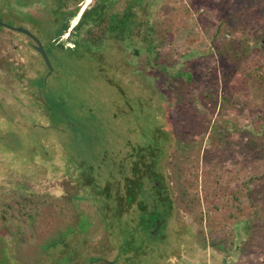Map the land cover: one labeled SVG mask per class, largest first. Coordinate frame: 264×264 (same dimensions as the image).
Segmentation results:
<instances>
[{
	"label": "rangeland",
	"instance_id": "rangeland-1",
	"mask_svg": "<svg viewBox=\"0 0 264 264\" xmlns=\"http://www.w3.org/2000/svg\"><path fill=\"white\" fill-rule=\"evenodd\" d=\"M88 1L68 20L57 37L60 44L50 46L48 37L64 20L59 0H0V14L6 10L11 17L7 23L36 34L54 68L49 74L26 34L0 26V55L25 69L22 83L15 71L0 69V207L8 204L15 217L7 223L9 242L33 252L32 240L42 246L48 237L74 240L78 229L87 231L80 236L85 247L104 239L114 246L131 240L130 264H264V254L248 255L234 244L235 222L250 213L246 190L241 212L231 197L214 192L239 190L249 178L255 187L264 183V152L252 155L248 149L249 127L264 134V79L253 74L257 66L264 75V54L253 50L227 80L235 53L244 51L245 40L254 47L262 29L240 14L248 0H164V29L171 32L161 45L162 61L194 68L195 81L184 93L196 114L191 124L182 119L184 133L168 157V172L176 202L179 188L200 202L193 211L180 203L162 226V237L137 225L133 205L116 215V197L123 196L130 155L167 148L158 130L174 117V98L185 80L166 81L151 67L152 59L145 53L134 57L124 42L77 46L73 28ZM258 141L264 146V135ZM85 172L94 177L93 185H80ZM33 198L40 201L41 215L22 224ZM50 198H56L54 205Z\"/></svg>",
	"mask_w": 264,
	"mask_h": 264
},
{
	"label": "trees",
	"instance_id": "trees-1",
	"mask_svg": "<svg viewBox=\"0 0 264 264\" xmlns=\"http://www.w3.org/2000/svg\"><path fill=\"white\" fill-rule=\"evenodd\" d=\"M70 2L74 4L73 8L66 9L65 4L70 5ZM80 2L82 0H59L57 12L63 14L64 20L63 22H58L56 28L54 27L55 36H47L51 39L49 41L51 42L49 44L50 46L55 45L52 39L60 36L68 28V20L77 13L79 10L78 3ZM89 2L91 3L82 12L74 27L75 34H77V38L74 41H77V46L80 42H86L89 45L95 46H101L109 40L124 42L126 47L132 50L134 57H139L145 53L148 60L152 59L153 64H149V66L158 67L159 72H161L162 77L166 81L181 82L185 80L184 83H181L174 98V117L169 119L159 131L160 134H164V142L167 144V148L165 149L164 146V150H167L169 157L175 145L179 143V137L184 133L182 119H185L187 123L191 124L193 123L192 119L194 116L196 117V114L193 113L191 108V102L184 93L187 84H193L195 81V75L192 66H177L171 61H165L164 63L162 61L161 45L164 43L165 37L171 32L164 29V20L162 17L164 0H89L87 3ZM240 12L244 20H252V23H258L262 29L257 35L258 40L254 47L250 43L247 44L246 40L242 45L244 51H237L238 46L234 45L237 52L232 63L235 68L230 72L227 79L228 82L232 78L236 66L240 67L239 64L245 59L250 58L253 50L264 54V0H248L244 3ZM255 69L253 70L254 76L258 80L264 79V75L259 73V68L256 66ZM208 98L206 97L204 100L210 101L211 97ZM259 128L257 130V127H249L250 140L248 149L252 155H260L264 152V146L258 141L259 138H263L264 134ZM173 178L175 181L176 177L173 176ZM253 184L254 180L249 178L241 183L239 190L228 192L227 190L217 189L214 192L217 195L231 197L237 205L239 212H241V198L244 190H246L245 192L250 204V213L247 219L235 222V227L239 234L237 235L238 241L234 244L235 248L242 250V252L248 255L254 254L255 252L260 255L264 254V183L259 187H255ZM179 190H181L180 202H176V205L180 206V203H185L186 207L190 211H193L196 202H200V200L195 194L190 198L189 193H187V188L184 190L179 188ZM176 192V187L174 186V197ZM107 206L110 205L107 204ZM171 215L173 216L174 212ZM63 238L61 237V239ZM9 255L12 257L11 253ZM11 261H14V264H20V262H17L16 254L13 255Z\"/></svg>",
	"mask_w": 264,
	"mask_h": 264
},
{
	"label": "flooded vegetation",
	"instance_id": "flooded-vegetation-1",
	"mask_svg": "<svg viewBox=\"0 0 264 264\" xmlns=\"http://www.w3.org/2000/svg\"><path fill=\"white\" fill-rule=\"evenodd\" d=\"M79 4L80 3H78V6ZM65 5L66 9L71 8L70 5ZM9 18H11L10 14H8L6 10H3L0 14V26L9 28L6 26V24H8L7 20ZM28 37L30 38L31 46L34 50L37 51L36 41L30 36ZM57 37H54L55 39H53L52 41L56 45H59L60 42L56 41ZM72 40L74 41L75 39ZM70 44V42H67L66 46L68 47ZM61 46H64V43H61ZM39 55L41 56L40 53ZM12 62L13 59L8 57L7 54L2 53L0 55V69H6L11 73L15 71V73L17 74L15 80L19 81L18 83L24 82L25 69L22 65V62L17 61L16 64H12ZM163 127L164 126H162L160 129H162ZM160 129L158 130V135L161 139L164 140V134H160ZM144 150L145 148L141 147V151ZM164 158H166L165 161ZM167 164V150H162L158 147H154L152 150H147L144 153L140 152L139 154L134 153L130 155L129 174L124 175L122 182V185L125 186V190L123 192V196L120 195L116 197L118 202L117 208L115 209L116 215L120 216L122 215V211L127 210L125 208V205H128L130 207L132 205L135 206V209L137 210L135 213L137 215V225L143 226V228H148L151 234L159 237L163 236V233L161 231L162 226H164V224L168 222V219L172 217V212L177 209L176 199L173 196L174 183L171 180V175L168 172L169 169ZM15 184H17V189H23V187L19 185V183ZM93 184L94 177L87 172L83 173L80 185ZM111 184L112 183H106L104 186L105 188L110 189ZM126 197L128 198L127 200H125ZM36 198H33V200L30 201L33 203L32 212L28 211L29 213L26 212L21 214L20 221H22V224L25 218L30 219L32 222H36L37 217H40V201H38ZM83 199L85 198H82V200ZM2 200L3 199H0V201ZM53 200H56V198H50L49 201L52 202ZM2 206V208L0 207V228H2L0 229L2 243L0 246V264H8L12 262L11 259L15 254L17 255V262H20V264H24V261L27 262V264H121V262L122 264H130L132 261L131 247L133 243H130L131 240L123 239L124 241H122L119 246H114L110 244V242L109 244L105 245L106 239H104L103 241H96V243H94L95 245L93 244L91 246L85 247L84 245H82L83 242L82 239H80V236L82 235V232L84 233L87 231L78 229L75 233L77 234V239L74 240L72 239V237L69 239L64 237L63 239L59 238L57 240L48 237L47 241L43 243V246V241L38 239L35 241L32 240V244H34L33 247L35 248L34 250L32 249L33 252H29L27 248L24 247L25 245H20L19 242H14L15 240L13 239V236H11V240H14L13 242L15 244L9 242V229L7 223L14 220L15 217H13L12 214L9 215L10 209L8 208V204ZM24 206L25 205H23V207ZM104 209L110 212L112 210V207L105 204ZM43 217H45L44 214ZM17 220L19 221V218L16 219V221ZM132 221H134V219H132ZM14 224L18 225L17 222H14ZM108 241H110V239ZM29 243H31V241L27 242V244ZM7 244L11 245L10 250H6L8 247ZM96 246L101 248L99 249V253L94 254L93 252L98 251V247L96 248ZM23 249L26 253L31 254V256H24ZM9 253L12 254V257H10Z\"/></svg>",
	"mask_w": 264,
	"mask_h": 264
},
{
	"label": "water",
	"instance_id": "water-1",
	"mask_svg": "<svg viewBox=\"0 0 264 264\" xmlns=\"http://www.w3.org/2000/svg\"><path fill=\"white\" fill-rule=\"evenodd\" d=\"M6 26L9 28L15 29L19 32L25 33L26 35L30 36L32 39H34L36 41V49L41 54L42 58L44 59L45 63L47 64L48 69H49V74H52V72L54 70L53 65L50 61L48 52H47L44 44L40 41V39L35 34H33L30 30H28L27 28L14 27V26H11L9 24H6Z\"/></svg>",
	"mask_w": 264,
	"mask_h": 264
},
{
	"label": "built area",
	"instance_id": "built-area-1",
	"mask_svg": "<svg viewBox=\"0 0 264 264\" xmlns=\"http://www.w3.org/2000/svg\"><path fill=\"white\" fill-rule=\"evenodd\" d=\"M71 42H72V41H71ZM71 42H70V43H71Z\"/></svg>",
	"mask_w": 264,
	"mask_h": 264
}]
</instances>
